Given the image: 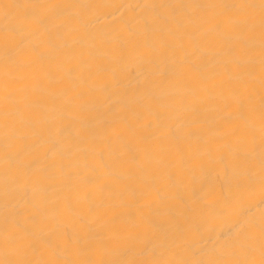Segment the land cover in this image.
I'll list each match as a JSON object with an SVG mask.
<instances>
[{
    "label": "bare ground",
    "instance_id": "bare-ground-1",
    "mask_svg": "<svg viewBox=\"0 0 264 264\" xmlns=\"http://www.w3.org/2000/svg\"><path fill=\"white\" fill-rule=\"evenodd\" d=\"M0 264H264V0H0Z\"/></svg>",
    "mask_w": 264,
    "mask_h": 264
}]
</instances>
